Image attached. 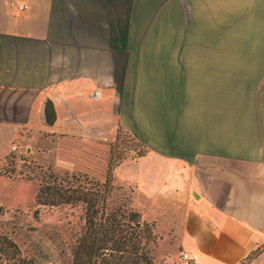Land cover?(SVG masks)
<instances>
[{
    "label": "crops",
    "instance_id": "obj_1",
    "mask_svg": "<svg viewBox=\"0 0 264 264\" xmlns=\"http://www.w3.org/2000/svg\"><path fill=\"white\" fill-rule=\"evenodd\" d=\"M199 2L221 10L214 25L222 49L213 48L210 33L192 34L190 41L200 44L190 51L191 64L183 65L176 51L175 64L158 73L176 75V84L187 79L196 105L222 108L205 113V128L193 129L189 146L124 160L115 178L153 204L144 218L168 219L178 248L198 264H264V0ZM101 36L98 0H0V171L11 146L39 132L49 100L56 120L43 131L112 137L119 119L109 99L111 75L119 72L121 47L98 42L123 40ZM123 59L128 73L130 57ZM232 84L245 89L242 105L253 107L244 117L239 111L236 121ZM9 180L0 174V184Z\"/></svg>",
    "mask_w": 264,
    "mask_h": 264
},
{
    "label": "rangeland",
    "instance_id": "obj_2",
    "mask_svg": "<svg viewBox=\"0 0 264 264\" xmlns=\"http://www.w3.org/2000/svg\"><path fill=\"white\" fill-rule=\"evenodd\" d=\"M207 4L199 0H98V35L103 40L111 36L123 40L98 42L121 47L119 72L111 75L114 87L109 97L116 108L118 126L109 139L99 133L70 137L43 131L55 123L45 114L44 121L38 122L39 132L32 137L28 133L16 141L0 171L14 178L0 184V201L6 204H0L1 240L4 237L14 241L23 257L38 264H72L77 240L86 229V205H39L36 195L42 184L52 183L54 178L49 176L67 175L73 185L104 182L110 161L117 166L150 149L189 146L193 129L205 128V113L210 110L216 115L217 108L222 107L196 105V93L190 90L187 79L176 84V75L161 74L158 70L175 64L176 51L179 55L182 51L183 57L178 60L183 65L191 64L190 51L200 44L190 41L192 34L210 33L213 48L222 49L221 29L214 25L221 22V10ZM175 35L184 41L175 42ZM163 38L167 40H160ZM127 55L130 72L123 73L121 63ZM235 61L232 58L231 64H237ZM243 90L231 85V113L235 121L239 111L244 117L253 109L242 105L246 101ZM102 92L98 89L99 98ZM199 92V98L206 97L205 91ZM116 166L111 177L112 190L106 193L109 211L132 208L140 212L141 222L147 223L153 233L147 247L154 263L181 264L183 252L174 238L173 226L159 213L156 218L148 214L144 218L148 209H154L153 204L150 206L133 184L117 182ZM37 209L39 214L35 213Z\"/></svg>",
    "mask_w": 264,
    "mask_h": 264
},
{
    "label": "trees",
    "instance_id": "obj_3",
    "mask_svg": "<svg viewBox=\"0 0 264 264\" xmlns=\"http://www.w3.org/2000/svg\"><path fill=\"white\" fill-rule=\"evenodd\" d=\"M115 166L110 161L104 182L73 185L67 175H50L52 183L42 184L38 190L39 205H86V229L77 240L72 264H155L147 247L153 233L141 222L140 212L132 208L109 211L106 193L112 190ZM35 213L39 214L38 209ZM0 254L2 264H38L23 257L19 246L8 238H0Z\"/></svg>",
    "mask_w": 264,
    "mask_h": 264
},
{
    "label": "water",
    "instance_id": "obj_4",
    "mask_svg": "<svg viewBox=\"0 0 264 264\" xmlns=\"http://www.w3.org/2000/svg\"><path fill=\"white\" fill-rule=\"evenodd\" d=\"M46 105L49 121L53 123L56 120V109L54 102L52 100H49Z\"/></svg>",
    "mask_w": 264,
    "mask_h": 264
},
{
    "label": "built area",
    "instance_id": "obj_5",
    "mask_svg": "<svg viewBox=\"0 0 264 264\" xmlns=\"http://www.w3.org/2000/svg\"><path fill=\"white\" fill-rule=\"evenodd\" d=\"M181 264H198L188 252H183L181 257Z\"/></svg>",
    "mask_w": 264,
    "mask_h": 264
}]
</instances>
